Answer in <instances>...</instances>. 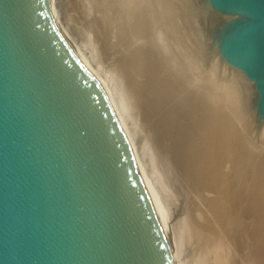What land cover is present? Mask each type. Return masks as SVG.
Masks as SVG:
<instances>
[{"label": "water", "instance_id": "95a60500", "mask_svg": "<svg viewBox=\"0 0 264 264\" xmlns=\"http://www.w3.org/2000/svg\"><path fill=\"white\" fill-rule=\"evenodd\" d=\"M264 123V0H206ZM0 264H173L130 139L51 0H0Z\"/></svg>", "mask_w": 264, "mask_h": 264}, {"label": "bare ground", "instance_id": "6f19581e", "mask_svg": "<svg viewBox=\"0 0 264 264\" xmlns=\"http://www.w3.org/2000/svg\"><path fill=\"white\" fill-rule=\"evenodd\" d=\"M72 1L74 15L66 6L63 13L75 36L60 22L55 0L52 11L110 97L166 232L173 264H180L176 210L192 264H252L253 255L264 256V207L254 209L247 171L256 150L239 130L252 115L244 78L206 71L180 0ZM212 58L219 60L218 50ZM147 151L154 160L143 163Z\"/></svg>", "mask_w": 264, "mask_h": 264}, {"label": "rangeland", "instance_id": "374dc122", "mask_svg": "<svg viewBox=\"0 0 264 264\" xmlns=\"http://www.w3.org/2000/svg\"><path fill=\"white\" fill-rule=\"evenodd\" d=\"M68 1L69 0H55V5H56V8H57V10L59 12L58 17H59L60 22L62 23L63 27L68 32V34H70L71 36L72 35L75 36L77 33L71 28V26L67 22V18L64 16V13H63V11H64L63 7L66 6L67 7V10H65L66 13L69 14L70 17H72L74 15V13L72 12V8H70V6H72L71 3L73 1L70 0V2L72 1L71 3L69 2L70 4L68 3ZM180 2L181 3L179 5L182 6L181 8H183V10L185 11V17H186L185 19H187V21L189 22L190 27H191V29L193 31V34H195V36H196V39L200 41V43H199L200 44V53H201V56L203 58V63H204L203 65L205 66L206 71H208L210 73H214V71H215L216 75L219 76V77H225V75H228V74L229 75L236 74V75L244 78L245 82L247 83V84L246 83L245 84H246V87L248 88V91H249L250 104L252 105V115H250V117H248V120L246 121V123H241L240 124L239 130H240V133H242V134L244 132L245 133L244 135L247 136V138L250 141L251 145L252 146L254 145L253 152L255 150L258 152L257 153L255 151L256 153L254 152V155L252 154L253 158H251L252 159L251 160V165L253 166V168H251L252 166L249 165L251 170L252 169H255V170L257 169V170L254 171V173H252L253 171H251L248 168L247 171H248L249 174H251V175H248V176H250V178H251V182L249 181V183H250L251 191H252V194H253V201L256 203V204H254V202H253V204L255 206L257 205L256 208H254L255 206L253 205V208L254 209L262 208V207H264V199H263L264 198V193H263V191H264V188H263L264 187V183H263L264 174L261 173V172L264 169V163H263L264 162V158H263L264 157V149H263L264 144H262L260 142H262V141L264 142V123L260 122L258 117H257L256 107H255L256 91H255L254 85H253V83L250 80H248L244 76V74H241V72L239 70H237V69L233 68L232 66H230L229 64H227L220 57L219 54H218L219 55V60L217 61L218 63L214 62V59L212 58V56L214 55V52L216 53V51H217L216 47L213 45L214 27L216 26V24L219 21L224 19V16H222V15L218 14L216 11H214L207 4L206 0H180ZM90 6L93 7L92 4H90ZM69 10H71V11H69ZM80 13L83 14L82 13V9L80 10ZM88 15H89V13H88ZM83 19H85V14H83ZM196 33H201V35H199V34L197 35ZM197 37H201V39L200 38L198 39ZM98 43L100 44L101 41L99 40ZM241 130H244V131L241 132ZM251 141H253L254 143L251 142ZM258 144L261 145V146L263 145L262 149H261V146H258ZM255 148H257V149H255ZM149 150L151 152V148L148 149V151ZM148 151H147V156L145 154V157L142 158L144 160L143 163L144 162L148 163V160H150V162H151V160H154L153 157L151 159L150 154L148 153ZM260 151H262V152H260ZM259 153H260V155H259ZM257 154H258V156H257V158H255V156ZM152 155H153V153H152ZM259 157H261L263 161ZM258 158H259V160H258ZM254 162H256V163H254ZM261 163H262V165H261ZM261 167H262V169L260 170ZM261 184H262V187H261ZM258 186H260V187L258 188ZM256 189H257V191H256ZM253 190H254V192H253ZM258 195H260V197H258ZM262 195H263V197H262ZM260 200H262L263 203ZM174 224L176 226L177 237H178L179 247H180V252H179L180 264H192L193 259H191L192 254L190 256V252L191 251H189L187 235L185 233L186 229L183 226L181 215L178 214L177 210L174 213ZM253 246H254V251H252V253L255 254L257 246L254 243H253ZM253 246H252V249H253ZM188 256H190L189 257L190 259H188ZM255 260L258 261V262H256ZM254 263H256V264H264V256H259L258 255L257 257H255V255H253L252 256V264H254Z\"/></svg>", "mask_w": 264, "mask_h": 264}]
</instances>
